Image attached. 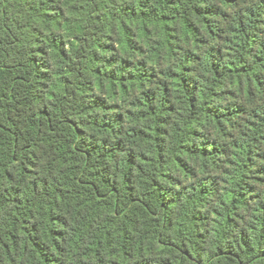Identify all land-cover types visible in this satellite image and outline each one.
<instances>
[{
    "label": "trees",
    "instance_id": "obj_1",
    "mask_svg": "<svg viewBox=\"0 0 264 264\" xmlns=\"http://www.w3.org/2000/svg\"><path fill=\"white\" fill-rule=\"evenodd\" d=\"M238 3L3 0L0 181L8 186L0 184V264H264V203H258L264 165L255 164L264 152L247 151L241 165L247 175L232 189L224 177H205L207 185L176 192L174 177L148 181L145 173L154 158L163 159L171 116L185 108L191 116L208 103L202 82L227 80L219 94L210 92L213 99L235 98L242 85L245 99L264 91V0L238 12L235 26L226 24L231 16L224 5ZM197 45H209L211 76L200 71ZM249 74L250 86L240 79ZM68 96L79 100L75 109L65 106ZM247 110L246 104L205 107L199 114L204 130L189 132L201 146L181 145V171L198 174L196 157L227 155L218 135L232 139L227 118ZM114 153L121 154L119 164ZM209 196L232 197L234 215L224 219L239 229L238 243L204 246L219 214H186V204ZM253 202L259 223L244 226L240 209ZM185 222L204 228L191 244L177 243Z\"/></svg>",
    "mask_w": 264,
    "mask_h": 264
},
{
    "label": "clouds",
    "instance_id": "obj_2",
    "mask_svg": "<svg viewBox=\"0 0 264 264\" xmlns=\"http://www.w3.org/2000/svg\"><path fill=\"white\" fill-rule=\"evenodd\" d=\"M194 3L195 0H192ZM255 0H240L235 6L224 5V7L230 13L231 19L226 21V24L235 26L236 24V14L240 12L244 8L251 7L252 3ZM3 3V0H0V4ZM186 11H189L191 8L190 3H186L181 6ZM191 43V41H189ZM215 40H210V44H215ZM209 45L199 46L197 45L195 51L204 57V67L200 69V71L204 72L206 75L211 76V73L207 71L208 60L206 57V50ZM238 53V50H237ZM183 53H178V56L182 59ZM134 59H142L143 57H133ZM170 64H175L176 61H170ZM168 65H161L158 67L167 68ZM194 67L199 68V65H194ZM258 70V69H257ZM192 75H196L193 73ZM240 79L242 81H247L249 86L251 85V74L247 77L241 76ZM227 83L225 81H216L209 80L207 83L202 82V85L199 89V92L204 101H207L206 104L197 105L196 113L189 115L188 111L185 109L178 110L181 114H173L171 116V122L167 125V128L172 131L171 136H165V144H164V152L161 154L163 159L154 158L151 161L150 166H145V173L147 175V180L151 181L157 179L162 176L174 177L175 179L171 182V188L179 192L182 188H186L188 185L197 186V185H207L209 181H206L205 177H224L229 181L225 185L226 189L235 188L240 183V178L242 175H247L244 172V169L241 167L245 163V160L242 159L247 153V151L251 148L252 150L264 152V141H259L260 136H264V91L259 92L254 95L251 99H245L243 95V85L241 89L238 91L237 97H230L227 95L219 96L215 99L211 98L210 92L214 91L219 94L223 90V85ZM233 90L236 91L235 86H233ZM79 103L77 98L72 96H68L65 101V106L71 109H75L76 104ZM236 104H246L247 112L241 117L231 118L228 117V122L233 124V127L226 129L232 133V139H228L227 137H220L218 135V139L221 141L223 145H225L228 149L227 155L216 156L210 155L203 160L199 157H196L197 160L196 167L200 169L198 174L189 175L177 166L176 157H185V153L181 150V145L183 144H196L197 148L201 146L202 141L200 139H196L189 135L191 130L203 131L204 129L201 127V121L199 118V114L202 113L205 107H212L214 105H222L235 107ZM223 112V109H221ZM86 116V113L84 114ZM255 116V119H254ZM72 117L77 118L76 111H72ZM246 121H252L253 124L256 125L254 128H249ZM173 123L178 125L181 129L180 132H177L175 128H173ZM241 133H245V135H241ZM256 139L259 141L258 144L253 145L252 141ZM233 141L236 142V146L233 147ZM97 143H99L97 141ZM30 152L36 151L35 148L29 150ZM121 154L114 153L113 160H115L116 164L120 163L118 157ZM155 157V153H153ZM187 158V157H186ZM191 159V158H189ZM235 161V164L232 165L228 163V161ZM111 162V161H110ZM4 163H7V159H4ZM38 163H43V161H38ZM256 165H264V160L255 161ZM224 169H227V175H225ZM181 181V182H176ZM163 183L169 184V180H164ZM3 187H7V181H0ZM15 186V185H13ZM262 191H264V185L259 186ZM25 198H27V194H25ZM232 197H213L209 196L206 201L198 202L197 200H192L186 204V214H190L194 209H199L203 212H211L215 210L220 217L219 226L217 227L215 224L213 227L216 229L212 232V236L209 237L206 241H204L205 247H215L217 244H226L235 241L239 242V229L238 228H230L225 224V217H232L235 212V208L230 205ZM222 201V202H221ZM258 203H264V195H262L261 200ZM206 205V206H205ZM257 207V202H253L251 204V208L248 211L244 209H240V212L244 215V226L256 225L259 223L258 214L254 211ZM256 216L257 218H253ZM79 227V225H77ZM196 230L204 231L203 226L193 227L192 223L185 222L184 228L181 229L183 235H181L177 243L181 240H185L188 243H192V237ZM253 237H256V232H253ZM199 243V242H197ZM63 246V245H61ZM254 255V253H253ZM14 259V257H12ZM245 259L250 261V257L245 255ZM195 264V261H193Z\"/></svg>",
    "mask_w": 264,
    "mask_h": 264
}]
</instances>
